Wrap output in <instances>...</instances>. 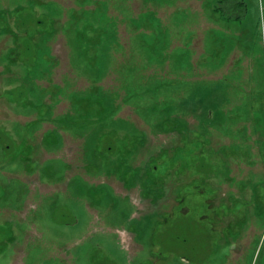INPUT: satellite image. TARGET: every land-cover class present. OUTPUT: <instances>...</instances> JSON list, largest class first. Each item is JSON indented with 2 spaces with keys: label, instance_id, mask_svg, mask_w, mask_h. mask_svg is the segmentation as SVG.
<instances>
[{
  "label": "rangeland",
  "instance_id": "1",
  "mask_svg": "<svg viewBox=\"0 0 264 264\" xmlns=\"http://www.w3.org/2000/svg\"><path fill=\"white\" fill-rule=\"evenodd\" d=\"M0 264H264V0H0Z\"/></svg>",
  "mask_w": 264,
  "mask_h": 264
}]
</instances>
